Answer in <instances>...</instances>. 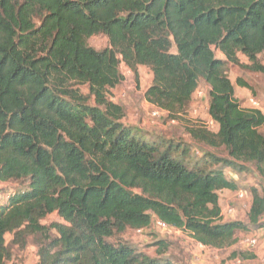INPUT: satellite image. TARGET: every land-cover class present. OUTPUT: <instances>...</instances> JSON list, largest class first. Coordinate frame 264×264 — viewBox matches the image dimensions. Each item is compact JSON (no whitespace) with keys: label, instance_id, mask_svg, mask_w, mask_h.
I'll use <instances>...</instances> for the list:
<instances>
[{"label":"trees","instance_id":"1","mask_svg":"<svg viewBox=\"0 0 264 264\" xmlns=\"http://www.w3.org/2000/svg\"><path fill=\"white\" fill-rule=\"evenodd\" d=\"M97 34L107 47L89 46ZM262 52L264 0H0V182L26 183L2 191L0 264L30 237L35 264H172L107 239L158 219L224 250L236 231L264 226L258 189L247 224L222 220L218 194L238 188L227 168L264 184V114L241 106L226 72L229 63L264 73ZM121 63L136 79L139 66L149 68L145 100L184 123L200 148L224 154L201 148L190 164L189 145L153 143L124 123V108L108 97L124 79ZM199 81L215 131L183 120ZM51 214L62 222L43 224ZM153 245L169 249L163 239Z\"/></svg>","mask_w":264,"mask_h":264},{"label":"rangeland","instance_id":"2","mask_svg":"<svg viewBox=\"0 0 264 264\" xmlns=\"http://www.w3.org/2000/svg\"><path fill=\"white\" fill-rule=\"evenodd\" d=\"M89 46L95 49H103L107 47V38L102 34H97L87 40ZM174 51V48H172ZM217 57H222L221 53L215 51ZM239 59L242 62H247V59L239 54ZM258 59L260 63L264 64V52L259 54ZM119 70L124 79L115 88L109 91L108 97L114 102L122 105L125 116L124 123L137 128L146 140L153 143L160 141H180L184 145L190 146L188 152V159L190 164L196 160H200L201 148L196 144L184 130V123L178 120H171L165 111H161L148 103L144 98V91L151 84L152 73L149 68L139 66L137 69V79L134 77L131 70H129L123 63L120 64ZM226 72L229 79L232 81L235 96L239 100L242 107L258 108L264 114V73L251 72L243 70L232 64L227 63ZM237 78H242L248 87H240L236 83ZM80 92L88 96V88L86 85L78 87ZM209 87L203 81H199L196 91L192 95L183 120L187 123H202L206 125L211 131L217 129V124H210L212 119L208 114ZM253 99L256 104L251 103ZM92 103V98H90ZM156 113V114H155ZM260 132L264 135V126L260 128ZM205 150L214 151L217 155L224 154L223 149H211L208 147L202 148ZM227 178H232L234 175L230 168L225 171ZM236 178L237 190L232 191L227 196H222V208L232 207L233 213L226 218V220L241 221L248 223L247 213L249 203L252 199L251 188L255 187L259 193L264 194V184H260L255 177L254 172L245 174L238 173ZM26 186L25 182H8L0 183V201L6 200V195L2 191L11 192ZM241 191L244 193V198H239L237 193ZM264 222V215L260 218ZM62 222L56 214L47 216L42 221L43 224H50L51 222ZM237 242L234 246L217 250L210 247H205L193 240L188 234L176 229H163L156 224V219H153L150 226L138 232L136 229H127L122 234H115L107 239L112 244L125 243L141 254L155 258L169 257L173 260L172 264H264V226L255 227L248 224L247 230L236 231L235 234ZM255 236L257 244L253 248L247 250L242 241L249 237ZM7 243L11 239V235L6 236ZM32 237H30L27 246L19 250L16 247L11 249V258L5 264H35L38 261L37 246L34 245ZM163 239L169 243V249L166 253L158 251L157 247L153 245L156 240ZM232 252L252 254L254 258H249L243 261L241 257L237 260L231 257Z\"/></svg>","mask_w":264,"mask_h":264},{"label":"built area","instance_id":"3","mask_svg":"<svg viewBox=\"0 0 264 264\" xmlns=\"http://www.w3.org/2000/svg\"><path fill=\"white\" fill-rule=\"evenodd\" d=\"M251 103H253V105L254 104H256V102L253 100V99H251ZM156 114V113H155ZM213 123H215L213 120L212 121H210V124H213ZM237 196L239 197V198H244V193L243 192H241V191H239L238 193H237ZM233 213V209H232V207H226L225 209H221V218H222V220H226V218L228 217V216H230L231 214ZM156 224L160 227V228H163V229H170L171 227H169V226H167L164 222H161V221H159L158 219H156ZM172 229H175V228H172ZM138 232H140V231H142V229H136ZM176 230H178V229H176ZM242 244L244 245V247L247 249V250H249V248H253L256 244H257V240H256V238H255V236H249V237H247V238H245L243 241H242ZM206 247V246H205ZM264 259V258H263ZM237 260H239L238 258H237ZM240 261V260H239ZM244 261H246V260H244Z\"/></svg>","mask_w":264,"mask_h":264},{"label":"crops","instance_id":"4","mask_svg":"<svg viewBox=\"0 0 264 264\" xmlns=\"http://www.w3.org/2000/svg\"><path fill=\"white\" fill-rule=\"evenodd\" d=\"M227 170V169H226ZM225 170V171H226ZM237 178V174L236 173H234V175L232 176V179L233 180H235ZM232 191L231 190H228V189H223V190H221V191H219V204H220V207L222 206L221 204H224V203H221L222 201H223V198H222V196L224 195V196H227V195H229L230 193H231ZM5 195V194H4ZM249 206H250V203H249ZM221 209H222V207H221Z\"/></svg>","mask_w":264,"mask_h":264},{"label":"clouds","instance_id":"5","mask_svg":"<svg viewBox=\"0 0 264 264\" xmlns=\"http://www.w3.org/2000/svg\"><path fill=\"white\" fill-rule=\"evenodd\" d=\"M1 183V182H0Z\"/></svg>","mask_w":264,"mask_h":264}]
</instances>
